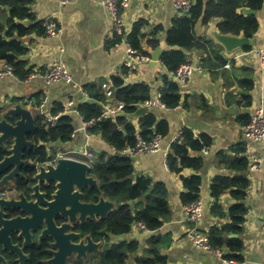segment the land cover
I'll return each mask as SVG.
<instances>
[{"label":"crops","instance_id":"obj_1","mask_svg":"<svg viewBox=\"0 0 264 264\" xmlns=\"http://www.w3.org/2000/svg\"><path fill=\"white\" fill-rule=\"evenodd\" d=\"M30 9L34 19L25 21L24 25L33 30L38 23L53 17L60 26V33L52 38L37 27L28 36L15 37L26 48V54L21 57L25 70L44 74L55 63L61 62L70 71L73 82L48 85L41 77L26 80L18 77L0 78V109H4L0 110V117L17 105L31 110L34 116L41 118L44 115L72 114L75 127L72 141L67 144H51L50 149L79 151L88 148L95 155L102 152L113 155L114 148L100 135L91 133L92 137L87 139L81 130L83 120L80 109L86 104H98L104 110L106 106L115 108L118 102H122L116 99L115 94L113 98H108L103 88L104 84H108L116 93L112 84L114 77L122 78L125 86H150L151 99H156L165 88L164 75L168 71L161 62L157 65H151L150 62L136 71H130L124 66L128 56L127 48L121 45L116 47L112 17L100 4V0H76L67 5H61L56 0H32ZM255 12L259 28L250 38L243 34L221 33V20L218 18L211 19L208 24L200 21L195 34L202 47L188 51L187 55L188 63L204 70L196 72L187 84L180 85L183 98L180 106L173 109H148L156 114L158 120L168 122L169 133L162 138L158 152L133 158L134 178L147 177L153 184L160 183L167 187L171 218L156 232L144 230L137 224L130 235L124 236V240L139 244V251L130 256L127 264H136L137 258L149 256L146 254L148 241L158 235H169L167 246L160 250L167 264H225L214 254L197 248L187 237L194 225L187 220V205L182 201L181 196L187 191L182 177L192 176L201 177L199 200L203 215L197 229L209 236L214 228L231 223L230 209L238 202L232 194L235 191L233 188L222 193L219 199L215 198V181L237 177L249 180L250 185L243 202L247 209L243 232L229 235V238H239L243 242V260H229L238 264H264V162L259 171L253 172L250 169L252 160H264V142L252 141L244 133V126L251 118L259 111L264 112V68L257 55L258 50L264 49V3L262 9ZM10 16L9 7L0 8V20L5 25ZM178 16L174 0H129V6L123 14L129 34L136 23H147L142 30L144 36L141 44L151 58L158 48L163 53L172 49L167 43V32ZM221 35L244 37L251 44L230 52L219 40ZM152 41L158 44L153 46ZM95 94L103 95L104 100L98 101ZM86 99L93 102H85ZM133 121L140 133L141 117ZM185 128L192 130L197 138L203 135L211 137L212 144L201 152L191 153V156L201 158V170L188 169L178 175L170 170L167 159L173 152L172 145L180 139ZM239 161L248 162V168L239 171L233 167ZM215 206L225 214L223 218L213 214ZM117 240L120 239L113 238L111 242L116 243ZM96 244L100 248L103 246L101 243ZM222 250L228 259L226 255L230 251L227 248ZM95 252L89 254L88 262L93 259Z\"/></svg>","mask_w":264,"mask_h":264},{"label":"trees","instance_id":"obj_2","mask_svg":"<svg viewBox=\"0 0 264 264\" xmlns=\"http://www.w3.org/2000/svg\"><path fill=\"white\" fill-rule=\"evenodd\" d=\"M263 3L264 0H192L189 13L187 15L178 14L179 16L167 32V43L172 49L164 52L160 58L168 71V74L164 75L165 88L161 90V100L167 108H176L183 100L180 85L172 82L169 73L177 71L181 65L188 63V51L202 47L201 42L196 39L197 24L200 21L208 24L211 19L218 18L221 20L219 23L221 33L238 36L243 34L250 38L258 31L259 23L255 15H244L242 9L259 11ZM31 4L32 0H0V8L9 7L11 10L7 25L0 20V65L2 63L11 65L15 69L16 77L21 80L28 79L32 73L25 70V63L21 60V57L26 54V48L15 37L28 36L37 27L46 33L44 22L38 23L33 30L24 25L25 21L34 19L30 9ZM146 24L144 21L136 23L128 35L132 47L142 55H150L141 44L144 36L142 30ZM115 41L118 43V40ZM157 44L158 42L152 41L153 46ZM112 84L116 89V99L126 105L123 114L119 115L115 122L111 119L97 122V126L91 130V133L100 135L114 148L115 152L113 155L105 152L96 155L91 175L98 181V186L87 188L83 193L84 201L87 203H98L101 198L105 197L115 203L116 207L105 219L88 220L79 227L77 226L83 237L89 236L95 243L103 245L87 264H95L96 261L97 264H127L130 256L139 251L138 242L117 240L116 243H112V239L130 235L137 224L144 225L148 231L156 232L171 218L167 187L160 183L153 184L152 180L147 177L135 179L133 158L119 154L126 147L135 146L138 136L145 141H150L159 135L166 137L169 133V124L166 120H158L156 114L148 111L141 116L140 133H138L131 115L137 112L140 104L151 99V87L145 84L125 86V81L120 77H114ZM95 97L98 101L104 100L103 95L95 94ZM102 112L98 104H86L80 109L85 121L98 119ZM34 118L36 130L27 135L32 146L26 149L23 158L33 164L43 165L54 159L58 152L50 149L49 145L67 144L72 141L75 131L74 119L72 114H65L59 118L54 127H47L43 124L41 117L35 116ZM15 121L12 119L10 122ZM13 144V141L9 140L4 145H0V162L10 155ZM211 144V137L203 135L197 138L192 130L185 128L180 139L172 145L173 152L168 156L170 170L178 175L188 169L201 170L203 167L201 158L193 157L191 153L201 152L209 148ZM233 167L244 171L248 168V162L239 161ZM20 172L21 175L16 177L12 186L15 187L16 192L29 198L36 184L34 178L37 173L36 168L22 167ZM4 175L0 176V180ZM182 178L184 188L187 190L181 196L183 203L190 205L200 201L201 177ZM249 185L248 179L237 177L232 180L219 178L213 186V196L217 199L226 190L233 188L235 191L232 194L238 202L230 209L231 223L214 228L210 232V242L215 249L227 248L230 251V254L226 255L227 258L239 262L243 260V242L239 238H229V235L232 233L239 235L243 232L242 225L247 213L243 202ZM43 189L48 191L49 196L54 192V187L44 186ZM16 213L17 211H14L11 214ZM213 214L221 218L225 216L217 206L213 208ZM62 222L58 221V224ZM167 237L169 235H158L149 239V249L146 252L149 256L137 258L136 264H167L166 257L160 253L161 248L167 246ZM12 240L22 247L23 241L17 233ZM51 243L50 238L39 241L38 235L35 236L31 245L23 247L27 255L25 264H48L47 260L51 258L49 252ZM0 254L3 255L7 264H19L17 256L4 251L2 246H0ZM85 263L73 261L71 264Z\"/></svg>","mask_w":264,"mask_h":264},{"label":"water","instance_id":"obj_3","mask_svg":"<svg viewBox=\"0 0 264 264\" xmlns=\"http://www.w3.org/2000/svg\"><path fill=\"white\" fill-rule=\"evenodd\" d=\"M243 13L254 15L256 12L244 9ZM219 40L230 52L251 44V41L244 37L221 35ZM162 54L161 49H156L152 55L151 65L159 64ZM84 101L93 102L89 99ZM147 112V108H139L131 118H139ZM34 117L31 110L17 105L7 110L0 118V145L9 140L14 143L10 155L0 162V176L14 168L4 177L2 183H6L15 175H20L22 167H34L37 171L35 180L40 183L58 181L57 191L50 199L40 191V185H37L32 188L29 201L23 194L19 201L0 199V246L4 251L15 254L19 264H25L27 256L20 247L13 244L11 235L18 233L20 238L25 239L27 246L32 243V237L40 233L39 241L46 238L52 240L49 264H68L71 258L84 263L88 260L89 254L99 250L100 246L91 237H83L77 226L88 220L105 219L115 208V204L104 198L98 203L84 201L83 191L98 186V181L91 175L92 168L85 163L62 159L55 166L45 167L24 160V152L32 146L27 135L36 130ZM12 119L16 121L10 122ZM5 210L24 211L28 216L6 219ZM58 221L63 222L60 225ZM120 240H124V237H120ZM0 261L6 264L1 255Z\"/></svg>","mask_w":264,"mask_h":264},{"label":"built area","instance_id":"obj_4","mask_svg":"<svg viewBox=\"0 0 264 264\" xmlns=\"http://www.w3.org/2000/svg\"><path fill=\"white\" fill-rule=\"evenodd\" d=\"M61 5H67L76 0H56ZM100 4L108 11L112 17L113 25V35L118 40L116 47L125 46L127 48V59L124 63V66L130 71H136L141 66L148 64L152 61V58L148 55H142L138 53L130 44L128 40V29L123 17L124 11L129 6V0H100ZM175 8L179 15H187L192 7V0H174ZM44 27L46 34L49 37L55 38L60 33V26L56 19L53 17H48L44 21ZM257 55L261 62L262 67L264 68V49L257 51ZM204 69L199 66H194L191 63H185L181 65L177 71L169 73V76L172 82L179 85L187 84L193 77L196 72H202ZM3 77H16L15 69L4 63L0 68V78ZM35 77L43 78L48 85H53L58 82H65L71 84L73 78L70 74L68 68L61 62L55 63L52 68L44 74L32 73L28 79ZM103 88L106 92L108 98L114 97V90L108 84H104ZM124 102H118L115 108L106 106L98 119H92L90 121H85L84 117H81L83 120L81 130L85 133L87 139L92 137L91 130L97 126V122L102 120L111 119L114 122L119 115L123 114L125 108ZM139 108H161L167 109L165 104L161 100V96L156 99H149L144 103L139 105ZM62 115H44L42 117L43 124L47 127H54L57 124V121ZM244 133L246 138L255 141V142H264V112H257L250 120V122L244 126ZM75 131L72 137H74ZM162 136H156L150 141H145L140 136H138V142L135 146H128L122 151L119 152L121 156L134 158L142 154L156 153L161 149ZM96 155L93 151L88 148L83 150H67V151H58L56 157L43 166L47 167L49 165H56L59 160L70 159L77 162L85 163L86 165L92 168V162L95 159ZM263 159L256 158L252 160L251 171L256 172L261 168ZM1 197V196H0ZM187 220L191 222L194 227L190 229L187 237L193 244L202 250L214 254L217 258L224 261L225 264H238L236 261L226 259L221 250L215 249L211 242L210 236L208 234H203L197 229V224L201 221L203 215V207L200 201L187 205ZM140 228L147 230L144 225L138 224Z\"/></svg>","mask_w":264,"mask_h":264},{"label":"flooded vegetation","instance_id":"obj_5","mask_svg":"<svg viewBox=\"0 0 264 264\" xmlns=\"http://www.w3.org/2000/svg\"><path fill=\"white\" fill-rule=\"evenodd\" d=\"M14 170V168L13 169H11L9 172H11V171H13ZM21 171V170H20ZM9 172L7 173V174H9ZM7 174H5L3 177H2V179L0 180V186H1V189H0V199L1 200H16V201H19L20 200V196L22 195V193H19V192H16V190H15V187L14 186H12L14 183H15V179H16V177H18V176H20L21 175V172H20V175H18V176H16L15 175V177L14 178H12V179H9L6 183H2V181H3V179H4V177L7 175ZM36 176V175H35ZM35 178V177H34ZM35 182H36V184L33 186V187H35V186H37V185H40V191L41 192H43L44 194H46V197L47 198H50V199H52V196H53V194H55L56 193V191H57V184H58V181H52V182H50V183H47V182H42V183H40L39 181H36L35 180ZM46 187V188H50V187H54V192L52 193V195H50L49 196V194H48V191L47 190H44L43 189V187ZM24 195V194H23ZM26 197V196H25ZM27 198V201H29V199L30 198H28V197H26ZM1 211V210H0ZM15 211H17V210H15ZM14 211H11V210H5L4 211V217L6 218V219H12V218H16V217H27L28 216V214L26 213V212H24V211H17V213L16 214H11V213H13ZM61 225V224H60ZM15 235V233H13L12 235H11V238L13 239V236ZM17 235H18V233H17ZM38 235V240H39V237H40V233L39 234H37ZM37 235H34L33 237H32V243H33V241H34V237L35 236H37ZM19 236V235H18ZM20 237V236H19ZM22 239V241H23V245H22V247L19 245V244H15L14 243V241L12 240V242H13V244L14 245H16V246H18V247H20L22 250H23V247H25V239H23V238H21ZM31 243V244H32ZM31 244H28L27 246H29V245H31ZM51 251V245H50V248H49V252ZM9 252V251H8ZM24 252V251H23ZM13 254V253H12ZM25 254V253H24ZM50 254H51V252H50ZM1 255V254H0ZM15 255V254H14ZM26 255V254H25ZM2 257H3V255H1ZM27 256V255H26ZM4 258V257H3ZM5 259V258H4ZM51 259V258H50ZM50 259H48L47 260V263L49 262V260ZM17 260H18V257H17ZM74 261H76V259H74ZM78 262H80V261H78ZM0 263L1 264H3L1 261H0ZM19 263V262H18ZM72 262H71V260L69 259V261H68V264H71ZM88 263V261L85 263V264H87ZM6 264H7V262H6ZM49 264V263H48Z\"/></svg>","mask_w":264,"mask_h":264},{"label":"rangeland","instance_id":"obj_6","mask_svg":"<svg viewBox=\"0 0 264 264\" xmlns=\"http://www.w3.org/2000/svg\"><path fill=\"white\" fill-rule=\"evenodd\" d=\"M6 109H7V108H6ZM6 109H5V110H6ZM1 117H2V116H1ZM1 117H0V118H1ZM94 161H95V159H94V160H93V162H92V167H93V165H94ZM94 255H95V253H94ZM74 259H75V258H71V259H70V260H71V262H73V261H74ZM88 260H89V259H88ZM88 260H86L85 262H87Z\"/></svg>","mask_w":264,"mask_h":264}]
</instances>
